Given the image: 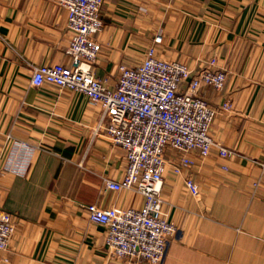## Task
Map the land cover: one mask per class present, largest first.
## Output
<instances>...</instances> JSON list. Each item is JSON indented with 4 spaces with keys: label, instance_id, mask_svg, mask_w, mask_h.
<instances>
[{
    "label": "crops",
    "instance_id": "crops-1",
    "mask_svg": "<svg viewBox=\"0 0 264 264\" xmlns=\"http://www.w3.org/2000/svg\"><path fill=\"white\" fill-rule=\"evenodd\" d=\"M101 17L94 70L110 88L120 66H140L150 48L194 71L215 59L226 73L221 91L201 95L218 112L211 137L234 156L194 152L195 166L177 174L181 153L166 149L163 210L179 236L163 264H264V0H104ZM72 36L55 0H0V211L16 223L0 264H123L86 207L145 203L135 190L104 191L127 161L100 127V105L32 85L36 67L70 65Z\"/></svg>",
    "mask_w": 264,
    "mask_h": 264
},
{
    "label": "built area",
    "instance_id": "built-area-1",
    "mask_svg": "<svg viewBox=\"0 0 264 264\" xmlns=\"http://www.w3.org/2000/svg\"><path fill=\"white\" fill-rule=\"evenodd\" d=\"M67 13L72 39L67 49L71 62L36 67L32 85H51L86 96L100 105V127L115 147L123 150L127 168L121 181L106 180L104 191L135 190L145 198L142 208L101 209L88 205L90 221L107 231L110 258L123 264H163L168 247L178 232L163 210L162 185L168 161L167 148L181 153L171 163L175 173L192 168L191 153L210 157L217 149L223 159L234 151L211 137L218 114L202 97L203 88L221 91L226 73L215 70L216 60L200 70L184 63L159 58L150 48L136 68L120 66L117 86L110 88L96 75L94 65L102 47L95 36L104 28L101 17L104 0H55ZM161 37L156 38V43ZM231 105L224 103L223 110ZM227 169V168H226ZM190 193L199 197L198 185L186 179ZM16 234L14 216L0 211V258Z\"/></svg>",
    "mask_w": 264,
    "mask_h": 264
},
{
    "label": "rangeland",
    "instance_id": "rangeland-1",
    "mask_svg": "<svg viewBox=\"0 0 264 264\" xmlns=\"http://www.w3.org/2000/svg\"><path fill=\"white\" fill-rule=\"evenodd\" d=\"M178 236H179V230H178V232H177V234H176V236L172 239V241L174 240V239H177L178 238ZM171 241V242H172Z\"/></svg>",
    "mask_w": 264,
    "mask_h": 264
}]
</instances>
